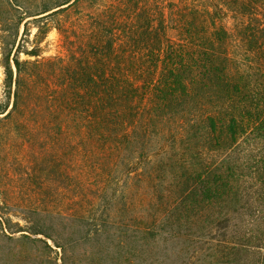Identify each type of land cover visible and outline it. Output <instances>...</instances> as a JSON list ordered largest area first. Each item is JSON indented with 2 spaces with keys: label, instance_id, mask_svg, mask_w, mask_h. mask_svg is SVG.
<instances>
[{
  "label": "trees",
  "instance_id": "1",
  "mask_svg": "<svg viewBox=\"0 0 264 264\" xmlns=\"http://www.w3.org/2000/svg\"><path fill=\"white\" fill-rule=\"evenodd\" d=\"M80 1L0 0V264H264V0Z\"/></svg>",
  "mask_w": 264,
  "mask_h": 264
},
{
  "label": "rangeland",
  "instance_id": "2",
  "mask_svg": "<svg viewBox=\"0 0 264 264\" xmlns=\"http://www.w3.org/2000/svg\"><path fill=\"white\" fill-rule=\"evenodd\" d=\"M111 0H81L79 2V9L83 14H93L101 11L104 6L109 4ZM165 3L173 4L182 0H163ZM59 20L64 21L65 17H58ZM56 19V18H55ZM23 28H21V31ZM36 32L33 29V34ZM42 56L49 57H66V50L63 44L62 36L56 29H52L44 42L41 45ZM22 59H26L24 55ZM3 68L0 67V102L6 100L4 89V73ZM12 156L14 151L12 149H6L1 152L0 161V214L3 218H10L14 222L24 221L21 219V214L18 212L25 206L26 200L34 196L35 191L30 188V181L33 178H28L24 172H27V168L24 165L19 166L14 163ZM37 182H44L43 190L36 191L39 196L49 203L52 195H57L59 191V178L57 176H51V178H36ZM36 193V194H37ZM36 196V195H35ZM53 197V196H52ZM54 198V197H53ZM3 201V203H2ZM5 202V203H4ZM52 244L51 240H48Z\"/></svg>",
  "mask_w": 264,
  "mask_h": 264
}]
</instances>
